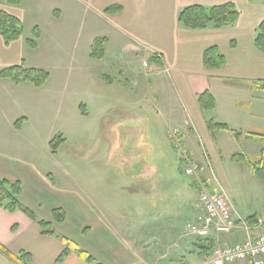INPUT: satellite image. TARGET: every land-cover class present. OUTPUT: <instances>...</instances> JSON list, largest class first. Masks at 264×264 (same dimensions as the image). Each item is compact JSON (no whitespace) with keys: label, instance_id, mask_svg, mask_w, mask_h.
<instances>
[{"label":"crops","instance_id":"crops-1","mask_svg":"<svg viewBox=\"0 0 264 264\" xmlns=\"http://www.w3.org/2000/svg\"><path fill=\"white\" fill-rule=\"evenodd\" d=\"M27 1L16 7L0 3V12L24 23L29 11L27 6L34 4L27 5ZM35 1L36 6L47 7L52 22L62 20L67 7L71 12L75 2L81 3L78 6L96 11L111 22V38L104 37L105 45L110 41L111 45H120L118 54L124 52L134 58L139 53H145L147 60L154 55L159 58L160 64L149 63L147 80L152 83L154 79L168 94L169 110L166 109L164 115H168L169 127L165 128L170 133L180 131L181 148L199 165L201 182L212 193H222L232 200V177L248 173L261 183L258 184L260 187L264 186V176L259 178L253 172V166L264 168V90L256 89L250 83L264 81V54L254 44L256 29L264 21L261 1L65 0L68 5L65 6L61 0H30ZM226 3H233L240 13L232 27L195 31L184 28L178 21L180 12L186 7L210 8ZM111 6H120L122 13L106 15L105 10ZM20 41L6 46L0 34V71L22 63ZM124 46H130V52H125ZM214 46L226 59V65L220 71L207 70L203 64L204 51ZM227 80L236 81L237 85H231ZM11 84L0 79V98L2 93L8 95L11 92ZM205 92H209L216 102L213 111L200 109L198 96ZM209 121L226 125L230 131H210ZM24 122L25 118L19 128L16 122L15 129L21 132ZM168 140L174 146L173 140ZM235 155L242 157L239 162L233 160ZM47 174L33 161L0 150V179L20 183L21 202L35 212L38 220L49 222L56 233L44 235L40 226L22 212L9 213L0 208V244L13 257L26 252L32 257L31 264H56L67 248L62 238L69 240L72 247L61 264H89L79 256L77 249L92 256L99 264H203L210 254L202 249L203 241L183 237L184 227L190 220L182 222L192 211V205L182 207L179 203L186 202L192 192L198 193L199 182L186 184L183 189L178 186L174 194H167L169 201L178 199V212H171L164 206L161 211L153 210L151 215L140 211V215L128 218L121 210L107 209L105 204L97 207L86 195L75 193L69 186L58 187L54 178ZM164 202L168 204L167 200ZM56 209L65 212V223L54 221ZM141 216H146V223L140 222ZM251 216L264 217V210L246 217ZM244 237L245 233L238 228L221 239L225 244H233ZM0 264L16 262L0 251Z\"/></svg>","mask_w":264,"mask_h":264},{"label":"rangeland","instance_id":"rangeland-1","mask_svg":"<svg viewBox=\"0 0 264 264\" xmlns=\"http://www.w3.org/2000/svg\"><path fill=\"white\" fill-rule=\"evenodd\" d=\"M36 3L27 1L33 6H27L19 44L26 67L45 70L50 79L42 89L11 84V92L2 93L0 150L33 161L58 187L69 186L97 207L105 204L128 218L140 211L151 215L164 206L178 212V199L166 197L192 181L180 165V153L187 152L169 143L168 115H164L169 110L168 94L154 79L147 80L150 65H145V53L135 58L118 54L120 45L110 41L104 46L106 58L96 61L90 57V46L95 39L111 38L107 17L75 2L71 12L66 8L62 20L53 17L58 22H52L47 7ZM36 27L43 36L32 50L27 41ZM129 48L123 47L125 52ZM24 118L19 132L14 124ZM61 139L64 142L59 145ZM51 142L59 145L55 153ZM232 178L230 200L237 215L246 219L263 211L264 186L252 173ZM192 193L186 197L190 204L179 203L192 205L182 223L197 213L198 193ZM146 216L140 217L142 224Z\"/></svg>","mask_w":264,"mask_h":264},{"label":"trees","instance_id":"trees-1","mask_svg":"<svg viewBox=\"0 0 264 264\" xmlns=\"http://www.w3.org/2000/svg\"><path fill=\"white\" fill-rule=\"evenodd\" d=\"M24 0H0V3H3L8 6H20ZM251 3L261 1L264 4V0H249ZM122 13V8L120 6H111L105 10V14L110 15H119ZM240 17V13L237 7L233 3H226L223 5L213 6L210 8L194 5L189 6L183 9L180 14L178 21L186 29L189 30H206L209 28L213 29H224L232 27L236 24ZM24 25L16 17L9 15L5 12H0V34L3 37L4 43L6 46H10L12 43L19 41L24 35ZM32 38L27 41V45L30 49L36 50L38 48L39 41L42 37V32L35 28L32 32ZM105 38H98L94 41L91 48L90 57L96 61H103L106 58L105 53ZM255 47L258 51L264 54V21L256 29L255 36ZM235 47V43L232 44ZM159 62L157 56H152L149 60V63ZM160 64V62H159ZM203 64L207 70L210 71H220L226 65L225 57L220 53L218 47H210L204 51L203 54ZM0 79H5L10 81L14 85H31L36 89H42L46 86L50 79V74L42 69L28 68L26 67L24 61L21 64L2 69L0 71ZM231 85H237L236 81H226ZM251 85L260 90H264V81L258 80L250 82ZM198 104L200 109L203 111H213L216 106V102L213 96L209 92H205L198 96ZM82 108V107H81ZM24 119L17 121L16 126L19 128V123L23 122ZM208 129L210 131L214 130H223L230 131L226 125L216 124L213 121L208 122ZM236 136L238 134H235ZM260 136V135H255ZM261 137V136H260ZM60 138V137H58ZM54 142V141H53ZM51 142L50 146L52 152L55 153L57 147L61 145L64 141L61 139L60 144L56 147L53 146ZM242 157L240 155H235L233 160L239 162ZM180 165L183 168L184 161L180 158ZM253 172L259 177L263 178L264 168L253 166ZM192 182V183H191ZM190 184H194V181H191ZM22 192L21 184L11 183L6 180L0 179V208L4 209L9 213L22 212L32 221L36 222L42 229V233L45 235H56L54 230H51V224L46 221L38 220L34 211L26 207L20 199ZM258 218V217H257ZM255 216L247 218V221L250 225H255L257 222ZM53 219L58 224H63L66 221V214L61 209H56L53 212ZM66 243V250L57 260L56 264H61L70 254L72 243L62 238ZM202 249L212 252L213 247L215 246L214 240H205L202 244ZM0 251L11 257L16 264H31L32 257L29 253L22 252L18 256L13 257L8 250L0 244ZM79 256L84 259L89 264H99L92 256L86 252L77 249ZM210 255V254H209ZM207 255V256H209Z\"/></svg>","mask_w":264,"mask_h":264},{"label":"built area","instance_id":"built-area-1","mask_svg":"<svg viewBox=\"0 0 264 264\" xmlns=\"http://www.w3.org/2000/svg\"><path fill=\"white\" fill-rule=\"evenodd\" d=\"M199 166L186 158L187 177L198 176ZM238 228L245 237L241 241L225 245L216 241L212 253L204 264H264V217L255 225L238 217L232 201L222 193H212L201 187L197 203V214L183 231L184 238L209 239L231 234Z\"/></svg>","mask_w":264,"mask_h":264}]
</instances>
